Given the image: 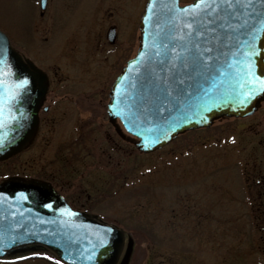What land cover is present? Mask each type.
Wrapping results in <instances>:
<instances>
[{
	"label": "rangeland",
	"instance_id": "374dc122",
	"mask_svg": "<svg viewBox=\"0 0 264 264\" xmlns=\"http://www.w3.org/2000/svg\"><path fill=\"white\" fill-rule=\"evenodd\" d=\"M145 1L48 0L41 11L38 0H0V28L49 72L47 102L77 101L74 116L44 119L37 141L0 171H55L54 186L75 207L133 236L130 264H264V186L254 181L264 176V102L148 153L108 119V91L138 48ZM47 253L0 264H58Z\"/></svg>",
	"mask_w": 264,
	"mask_h": 264
},
{
	"label": "water",
	"instance_id": "95a60500",
	"mask_svg": "<svg viewBox=\"0 0 264 264\" xmlns=\"http://www.w3.org/2000/svg\"><path fill=\"white\" fill-rule=\"evenodd\" d=\"M162 3L164 0H156ZM194 0L184 6L193 3ZM47 0H41V8L46 7ZM150 0H147L139 21L140 39L137 53L128 60L110 89V100L107 106L109 119L115 123L117 118L127 132L134 135L132 140L136 147L143 152L156 150L178 134L198 127H208L213 121L222 116H246L253 113L264 100V86H258L255 94L240 104L234 98L241 88L227 74L217 75L221 81L217 92L205 101H191L193 110H186L181 115L179 110H166L160 114L172 122L179 121L175 130L164 129L165 136L160 135L161 122L159 116H153L151 123L145 117L144 104L147 111H154L155 103L151 92L143 91L144 63L132 65L134 59H140V51L151 53L153 35L156 24L164 26L166 13L160 9V14L153 16L148 11ZM148 16V20H145ZM148 33V35H145ZM110 38L115 37L114 28L109 32ZM0 93L4 94L3 115L0 117V160L9 158L28 146L33 140L38 128V111L48 89V75L31 59L22 55L11 44L6 33L0 30ZM252 70L256 76L264 75V34L258 35L255 52L251 59ZM140 71L137 72L136 68ZM27 78L28 84L17 89L16 82ZM135 85V88L132 87ZM235 89V91H233ZM18 95L10 103L7 97L10 92ZM243 91H248L244 88ZM125 93L128 99L121 94ZM186 121V122H185ZM156 124L152 128L151 124ZM118 132L125 136L119 126ZM145 141L149 146L145 147ZM155 141L154 143H151ZM25 197H27L25 199ZM46 205H51L46 207ZM110 229V231H105ZM107 239V244L100 243V236ZM39 237V238H37ZM126 235L117 226L107 224L97 219V216L70 206L67 200L47 181L19 176H12L0 183V257L27 250L50 248L60 259L61 264H129L133 250V238L127 237V246L120 259ZM93 253V259L86 257ZM120 259V261H119Z\"/></svg>",
	"mask_w": 264,
	"mask_h": 264
},
{
	"label": "snow or ice",
	"instance_id": "6c2138e0",
	"mask_svg": "<svg viewBox=\"0 0 264 264\" xmlns=\"http://www.w3.org/2000/svg\"><path fill=\"white\" fill-rule=\"evenodd\" d=\"M161 8L166 13V20L163 27L156 24L152 52L140 51V59L132 61V65H145L144 83L148 87L145 89L142 84L141 88L153 94L155 103L154 111H147L148 105L144 104L145 117L151 123L153 116H159L161 136L166 135L164 129L174 131L179 121L173 119L169 122L160 114L168 109H178L181 115L186 114V110H193L191 101H205L217 92L221 81L216 80V76L223 77L225 69L241 88L234 98L241 105L255 94L258 86H264V75L256 76L251 65L257 37L264 34V0H194L184 6H178L176 0L162 3L150 0L148 11L153 16L159 15ZM136 71L139 72L140 68L137 67ZM27 84L28 80L24 78L16 82V87L19 89ZM244 88L248 91H243ZM17 95L18 92H10L7 102ZM121 95L128 99L125 93ZM4 103V94L0 93V117ZM151 127L157 126L153 123ZM149 143L145 141L144 146L148 147ZM99 239L101 244L108 242L103 235ZM86 259L92 260L93 253H89Z\"/></svg>",
	"mask_w": 264,
	"mask_h": 264
},
{
	"label": "flooded vegetation",
	"instance_id": "af4514ba",
	"mask_svg": "<svg viewBox=\"0 0 264 264\" xmlns=\"http://www.w3.org/2000/svg\"><path fill=\"white\" fill-rule=\"evenodd\" d=\"M107 38H108V35H107ZM128 59V58H127ZM126 59V60H127ZM48 72V71H47ZM48 74H49V72H48ZM49 77H50V75H49ZM52 86H51V80H50V83H49V88H48V91H47V96H46V101H45V103H44V105L42 106V108L40 109V112H39V117H40V124H39V128H38V130H37V133H36V136H35V140H34V142L35 141H37L36 139H38L39 137L38 136H40L41 135V133L43 132V130H44V127H45V124H44V119H51V120H53V119H55L56 117H59V118H61V119H64L65 118V116L67 115V113L70 115V116H74V112H72V111H70L69 110V108L72 106V105H74V109H77V101L76 100H73L72 98H70V99H72V103H70V104H64V105H61L60 103H58L57 105H55L54 103H48L47 101H48V96H49V94H50V92L52 91ZM63 104V103H62ZM69 110V111H68ZM42 114H43V116H42ZM52 122V121H51ZM70 122V121H69ZM42 128H43V130H42ZM49 130V129H48ZM47 130H45V132H46ZM51 132H52V128H51ZM44 134V133H43ZM32 144H34V143H32ZM29 148V147H28ZM27 148V149H28ZM27 149H25V150H27ZM23 152V151H22ZM21 153V152H20ZM65 156V155H64ZM63 160H64V162H65V160H67V157L65 156L64 158H63ZM63 160L61 159H55L54 160V164L56 165L57 163H58V161H60V163H64L63 162ZM6 161H8V159L7 160H2V161H0V164H2V163H4V162H6ZM35 166H34V169L37 171V170H39V169H41L40 168V165H39V163H37V161H35ZM13 166V165H12ZM13 168V167H12ZM1 169V168H0ZM30 171H28V170H26V171H24L23 170V167L22 168H20L19 167V169L17 170H14L13 172L11 171V172H9V173H3L2 171H0V181L1 180H3V179H5L7 176H10V175H22V176H27V177H31V176H34V177H39V178H42V179H46V178H44V177H40L39 175H36V174H31V173H29ZM57 172V171H56ZM260 176L262 177L261 178V180H260V183H261V185L262 186H264V176L262 175V174H260ZM55 178H56V173H55V171H52L51 172V178H47L46 180H48V181H50L53 185H54V183H53V181L55 180ZM260 185V186H261Z\"/></svg>",
	"mask_w": 264,
	"mask_h": 264
}]
</instances>
